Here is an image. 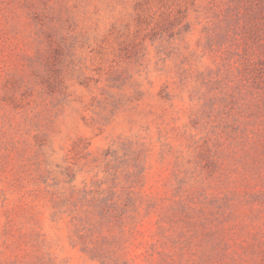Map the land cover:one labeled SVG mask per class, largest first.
Wrapping results in <instances>:
<instances>
[{"label": "rangeland", "instance_id": "rangeland-1", "mask_svg": "<svg viewBox=\"0 0 264 264\" xmlns=\"http://www.w3.org/2000/svg\"><path fill=\"white\" fill-rule=\"evenodd\" d=\"M0 264H264V0H0Z\"/></svg>", "mask_w": 264, "mask_h": 264}]
</instances>
